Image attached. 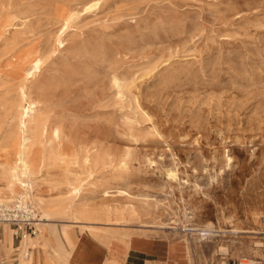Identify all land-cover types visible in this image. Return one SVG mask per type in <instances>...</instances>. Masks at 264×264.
<instances>
[{"label": "rangeland", "instance_id": "obj_1", "mask_svg": "<svg viewBox=\"0 0 264 264\" xmlns=\"http://www.w3.org/2000/svg\"><path fill=\"white\" fill-rule=\"evenodd\" d=\"M88 1L0 0V13L29 18L6 84L43 56L33 88L46 85L64 149L100 157L94 176L61 174L113 188L86 191L113 219L91 222L156 239L174 264H264V0H100L58 47L62 16Z\"/></svg>", "mask_w": 264, "mask_h": 264}, {"label": "bare ground", "instance_id": "obj_2", "mask_svg": "<svg viewBox=\"0 0 264 264\" xmlns=\"http://www.w3.org/2000/svg\"><path fill=\"white\" fill-rule=\"evenodd\" d=\"M99 1L90 0L81 9L73 8L64 13L62 28L56 38L58 47L64 46L63 35L81 13ZM28 19L27 15L18 17L0 13V202L11 201L20 195L40 211L37 237L23 238L26 246L42 242L46 227L54 219L113 220L109 217V208H94L86 198L89 187L98 185L103 187V195L111 194L113 188L109 183L93 180L85 186L74 182L76 177L66 179L61 176L64 172H71L69 164L80 163L90 167L89 175L94 176L93 165L99 162L100 157L89 146L82 148V154L78 148L71 152L64 149L65 134L60 125L52 123V109L43 93L46 85L33 88V81L40 75L45 58H32L24 68L22 78L6 84L16 77L10 71L4 74L1 66L7 55L17 52L20 38L12 36L17 30L15 26L19 23L26 26ZM116 192L126 194L119 188ZM3 225L6 237L12 240L9 224ZM251 262L254 263L253 260Z\"/></svg>", "mask_w": 264, "mask_h": 264}, {"label": "crops", "instance_id": "obj_3", "mask_svg": "<svg viewBox=\"0 0 264 264\" xmlns=\"http://www.w3.org/2000/svg\"><path fill=\"white\" fill-rule=\"evenodd\" d=\"M46 228L42 242L26 246L14 235L12 241L6 240L0 225V264H174L167 262L171 257L164 255L156 239L118 234L108 224L62 218L54 219ZM37 233L29 237H37ZM13 239L16 242L11 252Z\"/></svg>", "mask_w": 264, "mask_h": 264}, {"label": "built area", "instance_id": "obj_4", "mask_svg": "<svg viewBox=\"0 0 264 264\" xmlns=\"http://www.w3.org/2000/svg\"><path fill=\"white\" fill-rule=\"evenodd\" d=\"M39 220L37 208L23 196L18 195L11 201L0 202V225L9 224L13 235L20 240L38 232Z\"/></svg>", "mask_w": 264, "mask_h": 264}]
</instances>
